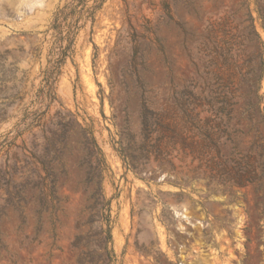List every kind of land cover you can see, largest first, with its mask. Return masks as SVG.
<instances>
[{
	"label": "rangeland",
	"instance_id": "1",
	"mask_svg": "<svg viewBox=\"0 0 264 264\" xmlns=\"http://www.w3.org/2000/svg\"><path fill=\"white\" fill-rule=\"evenodd\" d=\"M258 104L264 0H0V264H264Z\"/></svg>",
	"mask_w": 264,
	"mask_h": 264
},
{
	"label": "trees",
	"instance_id": "2",
	"mask_svg": "<svg viewBox=\"0 0 264 264\" xmlns=\"http://www.w3.org/2000/svg\"><path fill=\"white\" fill-rule=\"evenodd\" d=\"M236 105L231 103V112L235 110ZM256 109L260 123L264 127V112L261 105L258 104ZM231 142L232 147L228 153H224L218 145L215 148L217 160L215 169L227 187L225 192L235 196V187H251L259 195L260 205L264 210V132L258 131L245 148H242L237 140L232 139Z\"/></svg>",
	"mask_w": 264,
	"mask_h": 264
}]
</instances>
